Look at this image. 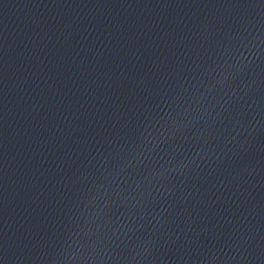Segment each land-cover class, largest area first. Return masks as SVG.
<instances>
[{
	"label": "water",
	"instance_id": "1",
	"mask_svg": "<svg viewBox=\"0 0 264 264\" xmlns=\"http://www.w3.org/2000/svg\"><path fill=\"white\" fill-rule=\"evenodd\" d=\"M0 264H264V0H0Z\"/></svg>",
	"mask_w": 264,
	"mask_h": 264
}]
</instances>
